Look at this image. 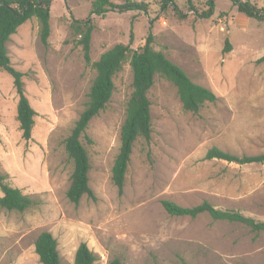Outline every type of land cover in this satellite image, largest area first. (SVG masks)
I'll list each match as a JSON object with an SVG mask.
<instances>
[{
  "label": "rangeland",
  "instance_id": "374dc122",
  "mask_svg": "<svg viewBox=\"0 0 264 264\" xmlns=\"http://www.w3.org/2000/svg\"><path fill=\"white\" fill-rule=\"evenodd\" d=\"M93 1L54 0L47 45L35 18L8 45L13 66L26 74V95L37 115L26 141L16 117L13 78L0 72V174L34 206L23 213L0 208V264H41L35 241L43 231L56 238L63 264H74L81 243L98 255L96 264L113 258L123 264H264V232L208 214L171 216L162 206L163 200L183 207L206 201L264 222V164L205 158L214 147L240 157L264 155V21L240 14L230 0H217L210 19L197 18L184 0H176L185 20L172 8L162 12L153 0H138L149 4L148 14L98 16L90 13ZM248 1L264 8V0ZM205 2L194 0L196 9L205 10ZM89 17L95 27L91 64L115 45L128 44L132 34L133 49L152 35L154 48L217 100L198 113L187 112L177 89L157 76L149 92L152 137L136 143L121 195L112 167L132 92L126 64L107 109L87 132L94 142L87 148L96 200L85 197L76 205L66 195L72 163L64 142L85 108L95 72L72 23Z\"/></svg>",
  "mask_w": 264,
  "mask_h": 264
},
{
  "label": "trees",
  "instance_id": "16d2710c",
  "mask_svg": "<svg viewBox=\"0 0 264 264\" xmlns=\"http://www.w3.org/2000/svg\"><path fill=\"white\" fill-rule=\"evenodd\" d=\"M54 0H0V72L13 78L18 96L17 121L26 141L32 138L36 111L32 107L25 91V73L16 69L11 61L8 45L13 35L27 21L35 18L39 24V37L47 45L51 36V5ZM66 2L68 0H65ZM162 12L172 8L179 20L187 19L176 0H153ZM188 12L199 19H210L215 13L217 0H206V9L198 11L194 0H184ZM237 11L247 18L264 21V8L248 0H230ZM107 12H143L149 13V4L138 0H123L116 4L114 0H94L91 14L102 16ZM92 19L73 20L72 29L79 37L85 62L92 66L95 77L87 94L85 108L74 123L69 136L65 139V152L72 163L70 183L66 195L70 202L79 204L85 197L96 200L90 184L91 159L87 146L94 142L88 135L90 123L104 112L116 90L115 78L129 64L132 72V92L127 101L126 115L120 132V147L112 167V181L119 194L124 193L126 176L136 143L140 139L149 142L153 133L152 103L149 92L155 85L157 76L170 82L176 89L182 107L187 112L198 113L207 103H213L217 96L210 89L195 83L164 52L153 46V36L149 35L142 47L133 49V34L128 44H117L104 52L99 60L91 64V43L94 31ZM225 51L230 49L226 42ZM208 160H221L239 165L264 164V155L237 156L214 147L206 156ZM0 208L23 213L34 206L33 199L20 189L13 187L6 175L0 174ZM165 211L175 217L195 219L208 214L214 221L242 224L254 233L264 232V222L257 221L235 210L218 209L209 202L194 207H183L171 200H163ZM35 251L41 264H63L58 250V242L49 231H43L35 241ZM99 258L86 243L78 247L74 264H96ZM109 264H123L119 258H113ZM181 264H189L182 261Z\"/></svg>",
  "mask_w": 264,
  "mask_h": 264
}]
</instances>
